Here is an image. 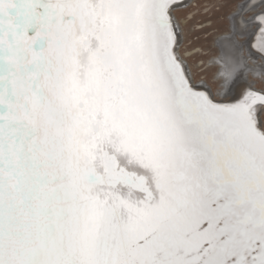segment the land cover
Segmentation results:
<instances>
[{"label":"snow or ice","instance_id":"6c2138e0","mask_svg":"<svg viewBox=\"0 0 264 264\" xmlns=\"http://www.w3.org/2000/svg\"><path fill=\"white\" fill-rule=\"evenodd\" d=\"M189 7L0 0V264H264V0L218 5L211 84Z\"/></svg>","mask_w":264,"mask_h":264},{"label":"rangeland","instance_id":"374dc122","mask_svg":"<svg viewBox=\"0 0 264 264\" xmlns=\"http://www.w3.org/2000/svg\"><path fill=\"white\" fill-rule=\"evenodd\" d=\"M222 2L223 0H191L189 2L190 7L183 9L181 12V24L184 29V55L192 66L193 72L200 79L208 81L209 84L212 83L214 74L213 66L203 65L205 60L203 57L211 54L213 48L217 49V46L214 45V39L217 38L215 34L217 32L224 33L225 29L229 27L227 25V14L231 9L219 8L218 5ZM212 23L216 26L214 29L202 32L205 25L211 26ZM194 44L204 46L206 49L200 51L201 48L199 49L197 47L195 49L198 50L196 53H194L195 50L192 51L193 54L188 53L186 49L188 46H193ZM247 78L256 81L259 80L258 76H248Z\"/></svg>","mask_w":264,"mask_h":264},{"label":"bare ground","instance_id":"6f19581e","mask_svg":"<svg viewBox=\"0 0 264 264\" xmlns=\"http://www.w3.org/2000/svg\"><path fill=\"white\" fill-rule=\"evenodd\" d=\"M190 1L191 0H188L187 2L189 3ZM252 2L253 3H256L257 0H252ZM259 14H264V13H261V10L260 9H257L256 10V13H251V12L246 13V15L252 16L253 19L251 20V22L246 27V31H247L248 34L242 38L243 42H246L247 43V47L241 53L244 56L247 55L249 49H251L252 52H256L258 56L261 55V53L259 52V48L257 47L258 40L262 36V33L261 32H259V34H257V29H258V27H260V23H261V21L258 19V15ZM227 25L229 26V22L227 23ZM262 25L264 26V24H262ZM215 27L216 26L214 25V23H212L211 26L205 25L203 27L202 32H207V31H209L211 29H214ZM228 28L229 27H227L225 29V32L224 33L217 32V34H215V36H217V38L214 39V45L217 46L216 47L217 49L213 48L211 54L203 57V58H205L203 65H211V66H213V71H215L213 61L219 55V52H218V41H220L221 39L225 38L228 35ZM197 47H199V49L201 48L200 51H204L206 49V48H204V46H200V45H195L194 44L193 46H188V48L186 49V51L188 53L193 54L192 51H194ZM196 51H198V50H195L194 53H196ZM249 62L252 63V61H249ZM255 63L258 64L259 63V60H257ZM194 71H195V69H194ZM207 79H208V77H207Z\"/></svg>","mask_w":264,"mask_h":264}]
</instances>
